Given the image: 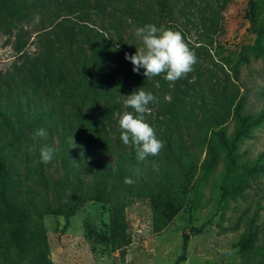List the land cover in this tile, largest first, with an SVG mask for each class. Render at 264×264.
<instances>
[{"label": "rangeland", "instance_id": "374dc122", "mask_svg": "<svg viewBox=\"0 0 264 264\" xmlns=\"http://www.w3.org/2000/svg\"><path fill=\"white\" fill-rule=\"evenodd\" d=\"M147 24L182 31L186 78L133 71ZM262 27L264 0H0V187L26 223L20 255L0 202V264H264ZM141 88L145 159L118 123Z\"/></svg>", "mask_w": 264, "mask_h": 264}, {"label": "clouds", "instance_id": "9594fccd", "mask_svg": "<svg viewBox=\"0 0 264 264\" xmlns=\"http://www.w3.org/2000/svg\"><path fill=\"white\" fill-rule=\"evenodd\" d=\"M134 35L142 46L136 47L134 55L125 54V59L133 64L135 73L139 74L140 70L144 69L143 75L148 79L163 75L166 81L174 84L186 78L198 63L196 53L189 47L180 30L147 24L136 28ZM124 98L125 108H131L133 111H124L120 115V139L125 145L135 146L138 159L159 155L164 143L157 137L155 128L146 120V116L151 113L149 105L157 102V97L141 88ZM34 135L44 137L46 131L38 129ZM53 158L54 149L48 146L41 149L42 163L49 164ZM124 182L129 185L134 183L129 177H125Z\"/></svg>", "mask_w": 264, "mask_h": 264}, {"label": "trees", "instance_id": "16d2710c", "mask_svg": "<svg viewBox=\"0 0 264 264\" xmlns=\"http://www.w3.org/2000/svg\"><path fill=\"white\" fill-rule=\"evenodd\" d=\"M53 28L52 23H50L47 27ZM43 28V29H46ZM258 35H264V27L259 28L255 31ZM122 114V113H121ZM120 114V115H121ZM61 150H63L61 148ZM5 188V185H3ZM0 187V202L3 206L5 211V217L13 224L14 230V239L15 243L17 244V248L19 249L20 255L23 254L26 250V242H25V233H26V223H25V215L24 213L19 210L7 197V193L5 192L4 188ZM154 206L156 209L162 211L165 216L172 217L173 216V204L170 196H165L163 202H159L157 200L154 201ZM188 241L187 235H184V250L186 243ZM183 250V251H184ZM184 255V253H183ZM180 257V260H184V256ZM179 264V261L176 262Z\"/></svg>", "mask_w": 264, "mask_h": 264}]
</instances>
